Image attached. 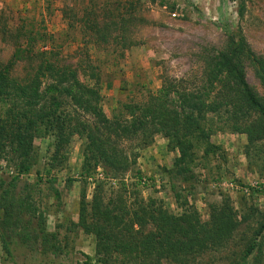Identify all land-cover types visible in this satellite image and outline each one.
<instances>
[{
    "label": "rangeland",
    "instance_id": "374dc122",
    "mask_svg": "<svg viewBox=\"0 0 264 264\" xmlns=\"http://www.w3.org/2000/svg\"><path fill=\"white\" fill-rule=\"evenodd\" d=\"M223 24L231 25L255 56L264 57V0H13L0 5V67L17 61L11 77L22 85L42 63L68 67L83 84L98 87L100 106L109 120L125 115L124 106L145 104L162 89L174 101L178 93H187L218 103L220 95L211 90L210 73L214 59L229 49ZM28 37L30 46L24 42ZM29 49L33 54L27 56ZM242 67L248 84L264 100L255 66L243 58ZM62 110L73 124L87 126L86 135H75L55 162L54 139H36L35 167L22 179L36 185L38 206L47 213L48 230L58 234L62 253L55 257L32 252L14 239L9 254L0 243V264H81L87 257L95 259L97 239L79 226L82 198L90 203L95 189L106 201L124 200L130 206L155 201L173 215L190 206L204 222L210 219L211 206L226 195L240 222L234 240L226 249L191 264H244L255 239L262 243L260 264H264V231L257 238L264 227V168L257 160L264 153V140L251 143L247 133L250 127L256 131L252 136L260 134V124L255 123L261 120L259 115L238 124V130L230 116L209 117V129L216 131L211 143L220 150L208 157L198 151V184L188 189L168 172L178 152L168 148L163 135L120 138L66 99ZM88 135L108 153L115 151L124 165L111 170L100 164L83 178ZM14 172L11 157L0 152V177ZM173 185L182 193L180 202Z\"/></svg>",
    "mask_w": 264,
    "mask_h": 264
},
{
    "label": "trees",
    "instance_id": "16d2710c",
    "mask_svg": "<svg viewBox=\"0 0 264 264\" xmlns=\"http://www.w3.org/2000/svg\"><path fill=\"white\" fill-rule=\"evenodd\" d=\"M220 28L228 36L229 49L214 59L210 73L211 90L220 95L218 103L187 93H178V100L174 101L162 89L145 104L124 106L125 115L109 120L100 106L98 87L86 86L68 67L42 63L24 85L11 77L12 66L17 61L0 67V152L10 156L15 166L12 175L0 177V243L8 254L14 239L32 252L55 257L62 253L58 234L48 230L47 213L38 206L36 185L22 179L35 167L36 139L48 136L54 139L52 159L55 162L75 135H86L87 126L73 124L62 110L63 99L92 115L99 126L120 138L163 135L169 141L168 148L178 152L174 168L168 172L188 189L198 184L195 171L198 151L208 157L220 150L211 143L216 132L209 129L211 115L230 116L234 130L239 129L238 124L250 121L254 114L259 115L261 120L255 123L260 124V134L252 136L256 131H250V127L247 133L251 143L264 140V100L252 90L242 67V59H249L264 85V57L255 56L244 39H238L231 31V25L223 24ZM20 36L25 37L22 31ZM24 42L30 46L31 38ZM25 52L27 56L33 54L30 49ZM41 55L46 57L47 53ZM87 138L83 178L91 176L100 164L111 170H119L124 165L115 151L108 153L92 135ZM257 160L264 168V153ZM123 186L122 194L127 192ZM172 189L180 202V189L175 185ZM222 197L220 203L211 206L210 219L204 222L188 203L182 213L173 215L155 201H138L132 206L124 200L106 201L103 193L95 189L90 203L85 196L82 198L79 226L96 237V256L95 259L87 257L81 264H191L209 253L222 251L240 228L238 213L230 198ZM263 231L264 227L257 238ZM261 248L262 243L255 239L246 251L244 264H260Z\"/></svg>",
    "mask_w": 264,
    "mask_h": 264
},
{
    "label": "crops",
    "instance_id": "0c3cea01",
    "mask_svg": "<svg viewBox=\"0 0 264 264\" xmlns=\"http://www.w3.org/2000/svg\"><path fill=\"white\" fill-rule=\"evenodd\" d=\"M8 2H13V0H6V1L0 2V5H2L4 3H7L8 4Z\"/></svg>",
    "mask_w": 264,
    "mask_h": 264
}]
</instances>
